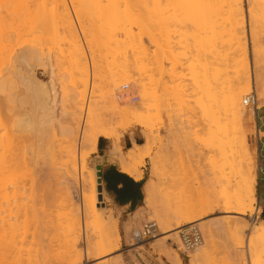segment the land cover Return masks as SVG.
Returning a JSON list of instances; mask_svg holds the SVG:
<instances>
[{
  "label": "bare ground",
  "instance_id": "obj_1",
  "mask_svg": "<svg viewBox=\"0 0 264 264\" xmlns=\"http://www.w3.org/2000/svg\"><path fill=\"white\" fill-rule=\"evenodd\" d=\"M46 1H49V4H45ZM46 1L43 2L45 8L43 6L42 9L43 11L44 9H46L45 13L47 12V14L50 11V21L52 22L51 24H53V28H55L52 30V32L54 31V36L56 38L53 36L54 38H51V41H53L55 45L58 44L57 47L59 48V52L61 51L59 54L60 57L64 56L62 57L63 59L68 57L66 59L69 61L71 74L75 73L78 75V77H74L72 89H70L71 93L69 91L68 94L66 93V97L62 99V97L60 96V90H58L57 87L58 83L56 81L53 53L49 51L50 49L46 53L43 51L44 47L41 46L43 44L40 45V48L38 46L39 43H36V45L35 43L33 44L31 42V46L29 45L27 46V48H20L16 46L18 41L16 44L14 43L15 45L11 43L12 41L10 42L13 37L18 38L22 36V25L20 28V25L18 24V22H20V16H23L20 15L22 13V11L20 10V6L22 8V3L21 0H5L4 2L8 4L6 7L7 10H4L3 8L5 7L3 6V8H0L3 9V11H6V14H3L0 10V113L2 112V110L3 112H12L13 109L9 106V104H12L11 102H17L18 105L22 104V102L24 101L23 97H20L21 95L19 96L18 94H16L18 92H12V90H15L17 87H19V84H23L27 85L31 90L30 92H32L31 99L34 103L33 113L35 117L30 116V118H22L23 120H21V117L19 118L18 116H16L18 118L12 117L14 119L9 120V118L6 121L9 120L11 125H14L15 127L17 126L19 128L26 127L24 125H32L33 130L40 126L52 127L53 129V127L57 123L60 124L59 134H61V139H63L59 145H65V148H61H63V150L66 149V152L63 151L61 153H65V155L67 153L66 156H68V158L66 156L65 158L61 157V159L63 160L61 165L65 168V170H67L68 173L77 169L76 157L78 152V156L80 159L79 168L81 173V184L82 186L83 184L85 186L88 185V190L90 189L89 193H83V206L85 209H83V211H86L85 213L86 216L88 215L87 217L90 216L92 219L94 218V220L96 219L97 221L102 220L103 222L107 217V223L105 221V223L108 224L107 226H109V223H111V226L113 225L112 228L109 227L108 229L107 227L108 230L106 231L109 232H105L106 234H104V236H101L102 239L100 238V242L99 240H97L98 243L96 242L97 244L95 243L94 248L92 247L96 250L99 256H106L119 249L120 235L117 233L116 238L113 239V237L115 236L113 234V231L114 229H116V223L114 222L115 218H113L111 214H108L106 209H103L101 211V207L99 208V206L97 205V198L98 194L100 193L94 177L95 174L91 173L89 174V176H82V169L85 167V162L90 153L81 151L82 149L80 148L81 146H85L96 151L98 140L100 137L109 139L115 138V134L110 130L112 125L114 124L113 117L116 115L128 117L126 118L125 123L121 125V127L126 130L137 125L147 129L148 132L145 133V141L142 144L134 143V146L132 148H129L125 153L122 152L121 145L117 144L111 150V155H113L112 157H114V159L118 161L123 172L129 174L137 180H140L143 178L144 174L143 167L145 165V159L151 155L152 149L155 145L154 143H156L152 134L153 126L150 125V123L152 122H150V115L148 114L147 110L138 113L132 108L120 109V106L123 102L120 103L122 99L120 100V102L117 100L116 97L119 96V94H116L117 96H114L112 100L113 105H111L112 107L107 110V112L104 109V106L101 104V100L98 99L95 101L94 99L92 106L91 104H89L86 108L82 128L79 127L80 124L78 123H80V114L82 112L81 100L85 98L89 85V66L86 62L82 41L80 39V36L78 35L72 17L70 16L68 8L66 6V0ZM0 2L3 1L0 0ZM71 2L75 4V12L79 16L83 33L85 35L87 34L86 37H89L90 30L88 29L90 27H88L87 29V27L84 25V15H87L88 9H90L91 12H93L90 19L95 22L97 26H92V30L98 29L97 34L100 35L96 38L95 36L92 37L94 38L93 40H99L97 41L100 42V44L98 45L99 48L101 45V50H105L111 53L116 58L124 59V61L119 65L118 71L116 72L117 78L114 82H116L117 84L115 85H118L123 81H134L135 79L141 80V76L148 71V67L151 65H156L158 69L162 71L165 68L164 62L167 61L170 63V67L168 68L169 74L172 80L176 82V85L173 88L175 96L174 98L177 97V99L179 98L180 101L184 93H182V90H184L182 89L184 74L180 70V67L183 66V60H191L189 68L193 76L194 84L205 98V100H203L201 97L198 100L199 105L206 113V115L211 118L212 126H215L216 128L215 130L214 128H212L213 130L210 128L211 130L209 132L210 136L212 137L211 140H214V144L215 142L218 143L217 146L220 147L225 138L229 140L227 132L229 130H232L236 136L235 139L238 141L237 152L239 154L238 157L240 162L239 173L244 180V194L236 200V205L238 206V210L236 213L244 214L247 209L253 211L254 204L256 202V196L254 193V180L256 175V148L250 144V137L248 138L249 131H247V128L249 129L250 127H248V125H251L252 129L250 128V130H252V132L254 131L255 118L253 113L251 111L249 112L248 109L246 110L249 113H245L246 107H244V104L242 102V95L251 89V84L253 81L257 83L256 87L259 91V109L264 106V57L257 56V59H254L256 61V63H254L255 69L252 68V65H250V62L248 61L246 52V18L243 0H71ZM32 3L34 2L32 1ZM47 5L51 7H49L48 10L46 8ZM251 9L252 8H249V11H252ZM19 10L21 12H19ZM249 15L252 17L251 12ZM47 21L42 22L47 23ZM26 22L24 23L26 24ZM43 23L39 24L43 25ZM33 24L31 26H33ZM60 30L62 33H60ZM253 31L252 32L254 33V36L252 37L254 38L252 40H254L253 47H255V49L253 50L258 54L259 50H257L256 48L259 46L261 38L259 37V32L256 31L258 34L255 32V28ZM90 39L88 42L90 43L89 46L91 45L94 49L95 43L96 46H98V42H93V40ZM7 41L8 43H6ZM61 43H65L67 46L64 44V47H60ZM64 48L67 50L66 53ZM130 57L133 59V63L130 61ZM63 59L61 60L63 61ZM37 67H42L47 70L50 77L47 82L38 79L35 76L34 69H36ZM24 70H27L29 76L24 75ZM222 73H224V78L222 77ZM92 76L94 78L93 70ZM136 76L137 78H135ZM218 84H223L224 86L222 85L219 87ZM141 85H143L144 87V84ZM79 87H82V89H79ZM118 87L119 86H116V88ZM8 92L9 94H7V96H2ZM10 92H12V94ZM132 96L133 95L131 94V98ZM121 97L124 101L128 96ZM64 101L66 102V106ZM182 101L184 100L182 99ZM62 102L64 103V105ZM176 103L180 104L178 102ZM61 105L62 107L65 106L62 109L63 111H59V107H61ZM15 111L16 110H14V112ZM8 114L9 113H7L6 117H10L8 116ZM60 117H62L64 120L66 118L65 122L63 121V119H60ZM3 124L5 128L6 123ZM9 126L8 128L10 129ZM57 127L59 126L57 125ZM5 129L7 130V128ZM6 130H4L5 134L7 133L10 136L6 138L7 135H4V137L6 136L5 138L7 139V141L4 137L3 138L5 140L0 137V145L2 147H6L9 145V147H7L8 149L10 148V145L11 147L12 145H17L16 147H18V143L21 140H19L18 143H16L17 141H15L16 144H13V140L15 137L12 138V135L8 133V130ZM40 130L41 129H39V131ZM259 133L261 134L262 131L259 130ZM15 134L17 135V133ZM16 138L18 139L17 136ZM2 147L0 149V152L2 150ZM12 149H14V147ZM12 149L10 150L12 151ZM19 149H17V151ZM6 151H3V155L0 154V241H3L0 244H2V246L4 245L2 248L5 249H0L2 251L4 250V252L1 251L2 254L0 255V264H57L60 261L61 262L59 264H70V261L72 262L73 260L72 257H74L75 251L78 255L80 252L78 248L79 236H77V232L81 231V220L79 214L80 211L78 212L79 208L77 209L78 206H76L75 210V207L73 208L72 205L68 204V206H70L67 208L68 211L65 210V212L63 210V215L59 213V215L57 214L59 217L57 216L58 220L56 223L58 225H56L57 228L59 227L60 230L62 229L61 239L63 242V246L61 247H64V250L60 255L61 258L63 255V259L56 263L55 260L59 257L58 255L57 258L54 256L55 260L52 261L53 257H47L46 254L43 253L44 250L41 252V250L45 246L41 249V246L44 244H42L43 240L41 239H43L44 236L40 237V232H38L37 230H32L35 234H31L34 236L31 237L33 239H30L28 237L30 240H27L28 238L26 236L29 235H27L28 233H25V229L23 233L22 228H24L25 225H23L22 221H20V213L21 215H24V217L29 215L28 213L31 214V212L32 216L36 215L37 213L33 215L35 209H33L32 207L34 205H31V208L33 210H31L30 212L27 208L28 205L26 204V202L24 201L25 203H22V201L19 200L21 199V197H23L21 196V193L23 192L20 193V189L22 187H19V184L22 183L19 182L20 180H18V173L21 171H17V173L13 172L17 167V164L19 163L16 160L20 157L19 153L17 154L18 156H16L13 153L15 151L14 149L13 152H9L11 153V155L16 156V158L13 156H8V158H5L4 154L6 155V153L4 152ZM32 152L35 153V150H32ZM15 153L17 152L15 151ZM24 153L25 152L23 151V155ZM66 158L67 160H65ZM15 165L16 167L14 168ZM18 168H16L15 170L20 169ZM24 168L26 167L24 166ZM76 171L77 170H75V172ZM13 173L17 174V179H15L16 175H14ZM17 180L19 184H17ZM11 186L13 188L10 189ZM155 188L157 187L152 179H149L144 185V191L146 195L145 201L147 206H155L154 203L152 204V202L155 201ZM10 196H13L12 198H14L13 200L16 202L15 204L14 202H12L14 206H12L13 204L9 201ZM156 202L157 201H155V204ZM25 204L27 206H25ZM175 208L174 210L176 211ZM160 211L163 210L161 209ZM177 211L175 213H159V215L156 216L158 217L157 219L160 224H163V227H161L162 237H157L161 239L163 243L166 240L170 239L176 240L178 238L179 228L182 226V224L192 223L197 218L196 215L190 214L187 210H184V212L182 210L178 212ZM140 215L138 214L137 216ZM24 217L23 219H25ZM172 219H177L176 225H170ZM85 222L82 223L84 224ZM99 222L101 223V221ZM26 229H28V227H26ZM37 232L38 236H36ZM29 233L32 232L30 231ZM51 233L53 232L51 231ZM57 238L60 239L58 235ZM159 239H157V241H159ZM60 240L59 244L61 243ZM26 241H28L29 243H27ZM30 243L32 245L29 246ZM203 247L204 246L196 248L192 253L188 255V264H201L204 261L207 256V251ZM47 250L45 251L46 253ZM248 251H250L249 248ZM51 253L50 255H55ZM70 254H72V256ZM174 254L175 255L170 256V263L183 264V260L180 255L178 253ZM71 258L72 260H70ZM249 261L250 264H252V261ZM101 262H103V260Z\"/></svg>",
  "mask_w": 264,
  "mask_h": 264
},
{
  "label": "rangeland",
  "instance_id": "obj_2",
  "mask_svg": "<svg viewBox=\"0 0 264 264\" xmlns=\"http://www.w3.org/2000/svg\"><path fill=\"white\" fill-rule=\"evenodd\" d=\"M2 1L3 2H0V8L3 7L6 8L8 4L4 2L5 0ZM32 1L34 3H32ZM45 1L46 0L44 1L21 0L22 8L20 6V10L22 11V13L20 15L23 16H20L19 19L20 22L18 21L17 22L20 25V28L22 25V30H21L23 31L22 33L24 32L25 33L24 34L21 33L22 36L18 38L11 37L12 40H10V42L12 41L11 42L12 44L14 43L16 44L18 41L16 46L20 48H24V47L27 48V46L29 45L31 46L32 43L33 44L39 43L38 44L39 47L41 44H43L41 46L44 47L43 51L46 53L50 49L49 51L53 53L56 81L58 83L57 87L58 90H60V96L63 99L66 97V93L68 94L69 91L71 93L70 89H72L74 77H78V75L75 73L71 74V67L69 65V61L66 59L68 57L64 59L62 58L64 56L60 57L59 54L61 51L59 52V48L57 47L58 44L55 45L54 42L51 41V38L55 37L54 31L52 32V30L55 28H53L52 26L53 24H51L52 22L50 21V15H51V14L49 15L50 11L47 14V12L45 13L46 9H44V11L42 9L43 6L45 8V5H43L44 4L43 2ZM263 1L264 0H243V6H244L245 18H246L245 28L247 35L246 52H247L248 61L250 62V65H252V68L254 69H255L254 63H256L255 60L257 59V56L264 57ZM47 3L49 4V1L48 2L46 1L45 4ZM66 4L69 14L74 22V26L82 41L86 62L88 63L89 66V85L85 98L81 100L82 112L80 114V123H78L80 124L79 127L82 128L86 108L89 104H91L92 106L94 99L95 101L98 99L101 100V104L104 106L106 112L112 107L111 106L113 105L112 100L114 96L116 97L118 94L119 96L116 97L117 100L120 102V100L122 99L120 103L123 102L120 106V109L132 108L138 113L147 110L148 114L150 115V122H152L150 123V125L153 126V127L151 126L152 134L156 143H154L155 145L152 149L151 155L145 159V165L143 167V170H145L146 173L145 181L147 182L149 179H152L157 187L155 188V194H154L155 197L154 199L157 202L156 204L155 201L152 202V204L154 203L155 206L153 207L151 205L150 207L147 206V204L143 201L142 204L140 205L141 208L139 207L136 210L138 212L136 211L124 212L122 209L116 207L113 204V202L109 199L105 190H103V187L99 185L98 170L95 167L94 161L91 159L92 154L95 151L89 147L81 146L80 148L82 149L81 151H86L90 153V155L88 156L85 162V167L82 169V176H89V174L91 173L95 174L94 177L97 182V186L100 193L98 194L97 205L99 206V208L101 207L100 208L101 211L103 209H106L108 214H111L113 218H115L114 219L115 221L114 220L113 221L116 223V229H114L113 231L114 233L110 232L115 235L114 237L112 236L113 239L116 238L117 233L120 235L119 249L106 256H99L96 250L93 249L95 243L97 242V240H99L100 242L101 236H104V234H106L105 232H107L106 230H108L109 227L112 228L113 225L111 226V223L108 222L109 226H107L108 225L106 224L107 223L106 220L108 219L107 217L106 220L103 221L104 223L106 221L105 223L106 225H105L102 222V220H99L101 221L100 223L96 219L95 220L94 218L92 219L90 216H89L90 218L87 217L88 215L86 216L85 213L86 211H83L84 209L83 193L84 194L89 193L90 189L88 190L89 188L88 185L85 186L83 184V186H85L83 187L81 184V179H80L81 173L79 168L80 159L78 156V152L76 157V163H77L76 165L77 169H75L77 170L76 172L75 170L69 172L70 173L69 175L67 170H65V168L61 165L63 161L61 157L65 158L67 153L66 155L65 153H61L63 151L66 152L65 151L66 149L63 150V148H65V145L63 146L59 145L63 139V138L61 139L62 136L61 134H59L60 124L57 123L53 127V129L52 127L40 126L41 128L38 127L39 129H41L40 131L38 128L34 129L36 132L33 130L32 125L30 126L24 125L26 126L24 128L23 127L19 128L17 126L15 127L14 125H11L9 120L14 119L16 116H18L19 118L21 117V120L28 117L30 118V116L35 117L33 113L34 103L32 102L33 100L31 99L32 92H30L31 90L27 85L19 84L18 85L19 87H17L15 90H12V92L14 91L18 92L16 94H18L19 96L21 95L20 97H23L25 102L23 101L22 104H20L21 106L18 105L17 102H11L12 104L11 105L9 104V106L13 109L12 112H6V111L3 112L2 110L3 113L2 112L0 113L1 116L0 137L3 138L4 135H7V137L6 136L5 137L8 138L10 136L7 133L5 134L4 130H6L5 128H7V130L9 131L8 133L12 135V138L15 137L13 140V144L18 143L19 140L21 141L18 143V147H16L17 145L16 146L12 145L11 147L10 145L9 149L7 148L9 147V145L6 147H2L0 145V149L2 147L0 154L3 155V151L7 150L6 152H4L7 155L6 156L4 154L5 158L6 157L8 158V156L11 157L13 156L16 158V156H18L17 155L18 153L20 155L19 158L17 157L19 161L18 159H16L17 162H19L17 164V167L16 165L14 166V168L15 167L18 168L19 166L20 169L18 168L19 170H15L16 169L15 168L13 171L16 173L17 171L18 172L21 171L18 173L19 178L17 177L16 173H13L14 175H16V178L15 177L14 178L15 179L18 178V180H20L19 182L22 183L19 184L17 180V184L20 185L18 186L20 188L22 187L20 189V193L23 192L21 193V196L23 197H21V199L19 200L22 201V203L26 202V204L28 205L27 208L30 212L33 209L36 210V211L34 210L33 215L37 213L36 215H34L35 218L34 216H32V212L31 214L28 213L29 214L27 215L28 217L27 216L24 217V215H21L20 213V221H22L23 225H25V227L22 228L23 233L25 229L26 231L25 233H28L27 235H29L26 237L33 239L31 238L34 237L33 235L35 234L33 231L37 230L38 232H40L39 236L41 234L40 237L44 236L43 239L40 238L41 240H43L42 244L44 243L41 246V249L42 247L45 246L42 250L40 249L41 252L44 250L43 253H45L47 257L49 258L53 257L52 261L55 260L54 256L56 258L59 256L60 258L58 257L57 258L58 260L57 259L55 260L56 263L62 260L63 255L62 258L60 256L64 250L63 249L64 247H61L63 246V242L61 239L62 229L60 230L59 227L57 228L58 224L56 222L59 217L58 215L62 214L63 210L68 211L67 208L70 207L68 206V204H70L72 205L73 208L75 207V210H76V206H78L77 209L79 208L78 212L80 211L79 214L81 220V231L77 232V236H79L78 248L80 252L78 251L79 252L78 255L76 254L75 251L74 257H72L73 260L72 258L70 259L72 260L73 263L70 261V264H117V263L118 264L119 263L120 264H150V263L171 264L170 256L175 255L174 253H178L180 255V257L183 260V264H188L189 262L188 255L192 253L194 250L189 252L188 254L183 251V245L179 238V233H178V238L176 239L177 241L175 239H170V240H166L163 243L161 239L157 238V237H162L161 227H163V224L161 225L157 219L158 217H156L159 215V213H165V212L175 213L177 210L178 211L182 210L183 212L184 210H187L189 211L190 214L197 216L194 222L198 223V226L200 227L204 237V243L200 247L204 246L203 248L207 251V256L201 264H237V263L250 264L249 260L252 261V264H264V204L260 203L262 209H259L258 206L259 177L263 176L262 173H260V169H259L260 163L263 164V169H264V151H262V149H264V106L258 111H255L254 109H250L247 107L245 108V113L247 114L251 111L255 118L254 131L252 132V130H250V128L252 129L251 125L250 126L248 125V127L250 128L249 129L247 128V131L251 132V133L248 132V138L250 137L249 141L251 142L250 144L256 148V154H255L256 175L254 180V193L256 196V202L254 204L253 211L247 209L244 214H237L236 212L238 210V206L236 205L237 203L236 200L240 198L241 195L244 194L243 192L244 180L239 173L240 162L238 157L239 154L237 152L238 141L235 139L236 136L232 130H229L227 132L229 140L225 138L220 147L217 146L218 143L215 142L214 144L213 143L214 140L213 141L211 140L212 137L210 136L209 131L212 128H214V130L216 128L215 126H212L211 118L206 115V113L199 105L198 100L201 97L203 100H205V98L194 84L193 76L189 68V64L191 63V60L190 59L183 60V66L180 67V70L184 74V79L182 81V85H183L182 89H184L182 90V93L183 92L184 93L180 101L179 98L178 99L177 97L174 98L175 96H174L173 88L176 85V82L172 80L169 74L168 68L170 67V63L167 61L164 62L165 68L162 71L159 70L156 65H151L149 66L150 68L148 67V71L141 76V80L135 79L134 81L132 80L123 81L120 82L118 85H115L117 84L116 82H114L115 79L117 78L116 72L118 71L119 65L124 61V59L116 58L111 53L105 50H101L100 49L102 48L101 45L100 48L98 45L100 44V42H98L99 40L98 39H96V41L93 40L94 38L92 37L95 36L96 38L99 37L100 35L97 34L98 29L92 30L93 27H97V26L96 23L90 19L93 12H91V10L88 9L87 15H84V25L87 27V29L88 27H90L88 29L90 30L88 38L89 39L92 38L90 40H93V42H98L97 43L98 46H96L95 43L94 49L91 45L90 47L89 46L90 43H88L89 39L86 37L87 34L85 35L83 33L81 29L79 16L75 12L76 10L75 4H73L71 0H66ZM49 7H50L49 5L46 6L47 10L49 9ZM5 8L3 9L7 10V8L6 9ZM249 8H252L251 9L252 11H249ZM3 9H0L1 12L3 14H6L5 13L6 11H3ZM20 10L19 12H21ZM39 10L42 11L40 12ZM250 12L252 17L249 15ZM45 18L49 20L47 21ZM42 21L43 22L47 21V23H43ZM24 22H26V24ZM39 23H43V25ZM32 24L33 26H31ZM254 28H255V32L256 31L259 32L260 35L259 37L261 38L259 42V46L256 48L257 50H259L258 54L253 50L255 49V47H253L254 40H252L254 38L252 37L254 36L253 33ZM61 30L60 33H62ZM251 40L253 41V43ZM8 41L6 43H8ZM64 44L61 43L60 47H64ZM66 51L67 50L65 49V53ZM61 59H63V61ZM59 60H61L62 62ZM64 60H66L67 62ZM130 61L133 63V59L131 57H130ZM92 70H93L94 78L92 76ZM250 70H251V66H250ZM23 73L25 76L26 75L29 76L27 70L26 71L24 70ZM34 73L38 79H41L45 82H47L50 79L49 74L45 68L37 67L36 69H34ZM223 74L224 73H222V77ZM135 78H137V76ZM124 84H129V88L127 90L122 89V86ZM141 84H144V87ZM222 85L218 84L219 87ZM116 86L119 87L116 88ZM256 86L257 83L252 81L251 89L242 95V102L244 96L250 93L252 90H255L257 96H259V91ZM25 87H27L28 89ZM79 89H82V87H79ZM12 92L10 93L12 94ZM7 94H9V92L5 93L2 96H7ZM131 94L133 95L132 98H131ZM121 96L124 97L128 96L126 100H124L125 102L123 101V98ZM259 98L260 97H258V99ZM182 99L184 101H182ZM176 102L180 104H177ZM64 103L66 106L65 101ZM259 105H260V101L258 104V108ZM64 107H62L61 105V107H59V111H63L62 109ZM246 109H248L249 112H247ZM14 110L16 111L14 112ZM7 113H9L8 116L10 117H6ZM113 118H114L113 119L114 124L112 125L110 130L115 134V138L112 139L113 141L115 140L114 145L116 144L120 145L119 143L120 139L123 137V135L126 132L129 131H137L140 135H142V143H144L146 138L145 133L148 132L147 129L136 125L125 130L124 128L121 127V125L125 123L126 118L128 117L116 115ZM7 119L9 120L6 121ZM60 119L63 118L60 117ZM65 120L63 119L64 122ZM3 123H6L5 128ZM57 125L59 127H57ZM8 126L10 127V129L8 128ZM24 129L27 131H25ZM259 129L260 131H262L261 134L259 133ZM12 130L15 132H13ZM15 133H17V135ZM259 134L261 140H259ZM16 136L18 137V139L16 138ZM22 136H23V140H22ZM15 141L17 142L15 143ZM35 146H38L39 148ZM13 147L17 153H15L14 149H12ZM10 149H12V151ZM17 149L19 150L17 151ZM32 150L33 151L35 150V153L32 152ZM9 151L10 152L14 151L13 153L16 156L11 155ZM23 151L25 152L24 155H23ZM66 157L68 158V156ZM67 158L65 160H67ZM20 166L23 167L21 168ZM24 166L26 168H24ZM21 179L23 182L21 181ZM11 188L13 187L11 186L10 189ZM261 195L264 198V180L261 182ZM12 197L13 196H10L9 201L11 203L14 202L15 204L16 202L13 200L14 198ZM14 204L12 206H14ZM26 204L25 206H27ZM31 205L32 206L34 205L32 207L33 209L31 208ZM174 208L176 209V211L174 210ZM158 209L160 210L162 209L163 211H160ZM138 214L139 215L141 214L140 215L141 217L137 216ZM23 217L25 219H23ZM24 220L25 221L28 220L26 221L27 223ZM147 220H154L159 226L157 230V237L151 239L146 244L137 245L136 243H134L132 239V231L137 228H140L142 224ZM176 221L177 219L176 220L172 219L170 225L172 224L176 225ZM82 222L85 223L83 224ZM183 225L185 224H182V226ZM26 227H28V229H26ZM57 229H59L60 231ZM46 230L47 231L49 230L48 233ZM30 231L32 233H29ZM51 231L53 233H51ZM38 232L36 236H38ZM57 235L60 237L61 240L57 238ZM29 238L27 240H30ZM157 239H159V241H157ZM46 240L49 242H47ZM59 240L62 244L61 243L59 244ZM1 242L3 241L1 240L0 243ZM26 242L29 243L28 241ZM30 245L32 244L30 243L29 246ZM0 246H1L0 249H4L2 248L4 245L2 246V244H0ZM248 248L250 251H248ZM4 250L3 251L0 250V255L2 254L1 251L4 252ZM46 250L47 253L45 252ZM51 252L55 255L53 256L50 255ZM72 254L70 255L72 256ZM102 260L103 262H101Z\"/></svg>",
  "mask_w": 264,
  "mask_h": 264
},
{
  "label": "crops",
  "instance_id": "obj_3",
  "mask_svg": "<svg viewBox=\"0 0 264 264\" xmlns=\"http://www.w3.org/2000/svg\"><path fill=\"white\" fill-rule=\"evenodd\" d=\"M141 140L142 135L137 131L126 132L119 142L122 152H127L129 148L134 146V143L140 144ZM114 146L112 139L100 137L97 149L93 152L91 159L94 161L98 176L101 177L103 190H105L109 199L124 212H133L140 207L143 201L146 203L144 191L146 173L143 170V178L137 180L123 172L118 161L111 155ZM262 175L259 177L258 198L260 203L264 204V198L261 195V182L264 180V172Z\"/></svg>",
  "mask_w": 264,
  "mask_h": 264
},
{
  "label": "built area",
  "instance_id": "obj_4",
  "mask_svg": "<svg viewBox=\"0 0 264 264\" xmlns=\"http://www.w3.org/2000/svg\"><path fill=\"white\" fill-rule=\"evenodd\" d=\"M128 88H129V84H124L122 86L123 90H127ZM243 104L247 108L250 109L252 108L255 111L259 110L258 108L259 99L255 90H252L250 93L244 96ZM259 140H261L260 134H259ZM259 169H260V173L264 172L262 163L259 164ZM98 180H99V185L102 187L100 176H98ZM258 206L259 209H262L260 205V201H258ZM157 230H158V225L156 221L147 220L142 224L140 228H137L132 231V239L134 243H136L137 245L146 244L151 239L157 237ZM178 233L181 243L183 245V251L187 254L195 250L196 248L200 247L204 243V237L202 231L198 226V223L196 222L183 225L182 227L179 228ZM150 264H155V263H150Z\"/></svg>",
  "mask_w": 264,
  "mask_h": 264
},
{
  "label": "trees",
  "instance_id": "obj_5",
  "mask_svg": "<svg viewBox=\"0 0 264 264\" xmlns=\"http://www.w3.org/2000/svg\"><path fill=\"white\" fill-rule=\"evenodd\" d=\"M139 143L142 144V140Z\"/></svg>",
  "mask_w": 264,
  "mask_h": 264
}]
</instances>
